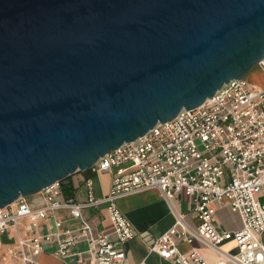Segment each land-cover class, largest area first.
I'll return each instance as SVG.
<instances>
[{"label": "water", "instance_id": "1", "mask_svg": "<svg viewBox=\"0 0 264 264\" xmlns=\"http://www.w3.org/2000/svg\"><path fill=\"white\" fill-rule=\"evenodd\" d=\"M263 60L264 0H0V209Z\"/></svg>", "mask_w": 264, "mask_h": 264}, {"label": "built area", "instance_id": "2", "mask_svg": "<svg viewBox=\"0 0 264 264\" xmlns=\"http://www.w3.org/2000/svg\"><path fill=\"white\" fill-rule=\"evenodd\" d=\"M264 67V60L259 64ZM100 174L114 171L108 194L97 197L92 179L85 181L86 199H61L62 182H56L30 200L19 198L0 209V234L28 222V238H19L10 252L23 264H38L45 245L54 244L52 255L60 259L76 257L89 264H125L126 247L137 236L129 219L117 205L120 198L157 189L168 200L182 192L192 200L198 218L196 228L177 216L173 227L151 238L142 234L150 251L175 264H211L199 251L182 252L179 242L194 240L220 250L233 240L236 254L224 253L234 264H264V88L245 78L230 80L202 105L181 111L172 120L160 123L143 136L124 143L101 157L90 168ZM228 201L240 216L242 226L222 229L215 220L218 206ZM106 206L113 224L110 235L94 233L84 216L87 208ZM65 210L77 223L63 227L58 211ZM54 220L48 232H40L43 222ZM81 243L84 250H78Z\"/></svg>", "mask_w": 264, "mask_h": 264}, {"label": "crops", "instance_id": "3", "mask_svg": "<svg viewBox=\"0 0 264 264\" xmlns=\"http://www.w3.org/2000/svg\"><path fill=\"white\" fill-rule=\"evenodd\" d=\"M114 171H108L97 174L92 170L78 171L64 180L66 185L72 188L71 196L78 201L86 199L87 191L85 181L92 179L94 182V192L97 197L106 196L110 190ZM63 185V184H62ZM67 197L62 189L60 198ZM38 197H31L32 199ZM258 199L264 204V191ZM121 212L129 219L137 236L131 239L126 247L125 264H175L172 261L165 260L155 251H150L149 245L145 240L143 233L156 238L174 226L177 216H182L184 222L191 228H196L198 218L192 210V200L190 196L182 192L174 199L168 200L162 196L159 190L149 189L135 193L117 201ZM84 216L89 220L94 228V233L110 235L114 239L113 224L110 220L106 206L97 208H87L84 210ZM63 227L74 226L77 221L69 215L68 211L61 210L57 214ZM217 224L225 230L235 231L241 228L242 222L240 216L233 212L228 201L217 207L215 213ZM28 222L23 221L16 228H11L7 233L0 234V264H23L21 259L14 258L10 252L11 248L17 247L19 238H28ZM54 225V220L45 221L40 226V232H48L50 226ZM261 241L264 245V232L261 234ZM54 244L45 245V251L38 257V264H89L86 260H79L76 257L60 259L52 255ZM85 243H81L78 250H84ZM179 248L182 252H188L192 249L199 251L211 264H234L224 257V253L236 254L238 247L233 240L226 241L220 246V251L203 243L200 240H194L190 245L186 242H179Z\"/></svg>", "mask_w": 264, "mask_h": 264}, {"label": "rangeland", "instance_id": "4", "mask_svg": "<svg viewBox=\"0 0 264 264\" xmlns=\"http://www.w3.org/2000/svg\"><path fill=\"white\" fill-rule=\"evenodd\" d=\"M245 80L258 87L264 88V67L257 65L246 76Z\"/></svg>", "mask_w": 264, "mask_h": 264}, {"label": "trees", "instance_id": "5", "mask_svg": "<svg viewBox=\"0 0 264 264\" xmlns=\"http://www.w3.org/2000/svg\"><path fill=\"white\" fill-rule=\"evenodd\" d=\"M62 184H63V191L65 193H67V197H72L71 196V194H72V188L69 185H66L64 181L62 182Z\"/></svg>", "mask_w": 264, "mask_h": 264}]
</instances>
